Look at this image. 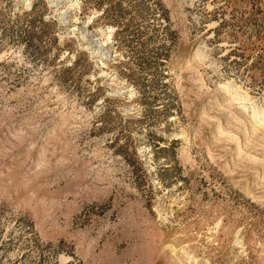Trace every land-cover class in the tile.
<instances>
[{"label":"rangeland","instance_id":"1","mask_svg":"<svg viewBox=\"0 0 264 264\" xmlns=\"http://www.w3.org/2000/svg\"><path fill=\"white\" fill-rule=\"evenodd\" d=\"M19 1L0 264H264V0Z\"/></svg>","mask_w":264,"mask_h":264},{"label":"bare ground","instance_id":"2","mask_svg":"<svg viewBox=\"0 0 264 264\" xmlns=\"http://www.w3.org/2000/svg\"><path fill=\"white\" fill-rule=\"evenodd\" d=\"M48 1L49 2H53L54 0H48ZM30 7H31V1L30 0H21L15 5V11L16 12H21V11L30 9ZM82 39H84V37ZM84 42L87 45L86 46L87 48L91 44V42H88L86 40ZM106 43H107L106 41H102L99 45L96 44L93 50L90 48L91 53L94 52L93 54H95V57L97 58V63H99V62L101 63L102 60H103V56H105L104 55L105 54L104 53V46L106 45ZM235 92L237 93L238 91L235 90ZM240 98H241V101H249V102L252 101L251 98L248 95L244 94V93L240 94ZM262 112H263V110L261 111V114L260 113H253L251 115V117L253 119H255V120L264 122V118H263ZM185 139H187V135H186Z\"/></svg>","mask_w":264,"mask_h":264}]
</instances>
